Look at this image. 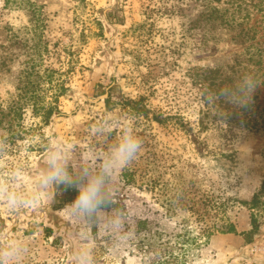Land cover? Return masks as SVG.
<instances>
[{
  "label": "rangeland",
  "instance_id": "rangeland-1",
  "mask_svg": "<svg viewBox=\"0 0 264 264\" xmlns=\"http://www.w3.org/2000/svg\"><path fill=\"white\" fill-rule=\"evenodd\" d=\"M215 6L232 25L194 26L199 0H0V264H264V132L213 116L201 80L260 67L262 103L264 0ZM71 174L118 207L54 209Z\"/></svg>",
  "mask_w": 264,
  "mask_h": 264
},
{
  "label": "trees",
  "instance_id": "trees-1",
  "mask_svg": "<svg viewBox=\"0 0 264 264\" xmlns=\"http://www.w3.org/2000/svg\"><path fill=\"white\" fill-rule=\"evenodd\" d=\"M202 12L200 13L198 19L194 22V26H200L202 22H213L215 20L221 21L220 24L227 22V24L232 25L234 22V15L231 19H226L227 17L222 14L220 9L217 6L212 7L213 2H220V0H199ZM214 25V24H211ZM250 59L253 58V55L257 57L256 52L250 51ZM262 59L255 61V64L260 65ZM260 67L256 71H252L251 76L240 73V78L238 81H235V77L223 76L219 78V70H204L203 77V86L208 90L205 92V95L211 98V102L215 105L214 115L220 116L228 125H237L247 128L248 131H253L255 133L264 132V97L262 103H258L257 97H254L256 100L255 103H250L243 100L247 97V93L251 88L256 87L255 80H259L257 73L259 72ZM235 75L238 73L233 69ZM246 76L249 80L245 81ZM63 88V87H62ZM62 89H60V92ZM37 93H32L30 95V100H32V108L35 112H42L41 118L44 123H48L52 116L57 113V109L53 106L45 107L38 103L39 97ZM108 98L106 103L109 102L110 93H107ZM40 102V101H39ZM205 116H211L205 114ZM69 168H66L63 171V174ZM72 176L70 178L56 179L52 183L53 192H54V209H59L60 207L66 204H73L84 213L85 216L89 219H95V213L97 210H109L110 208H117L118 203H114V197L109 193L105 188L97 189L91 188L90 200L87 206L81 205L78 201L74 200L77 197L78 192H88L89 190L82 189L80 187L83 184V178L80 176ZM127 170H123L122 179L126 180L128 177ZM264 192V180L262 182V188L259 193L255 194L249 203L251 208H255L258 203H260L261 194ZM256 229V228H255ZM227 233H234L235 229L233 225H230L227 230Z\"/></svg>",
  "mask_w": 264,
  "mask_h": 264
},
{
  "label": "clouds",
  "instance_id": "clouds-1",
  "mask_svg": "<svg viewBox=\"0 0 264 264\" xmlns=\"http://www.w3.org/2000/svg\"><path fill=\"white\" fill-rule=\"evenodd\" d=\"M139 147V143L137 141H130L127 146V151L129 155L134 153L136 149ZM91 189L88 192H78L77 197L74 198V200L78 201L81 205L87 206L90 200V193Z\"/></svg>",
  "mask_w": 264,
  "mask_h": 264
}]
</instances>
